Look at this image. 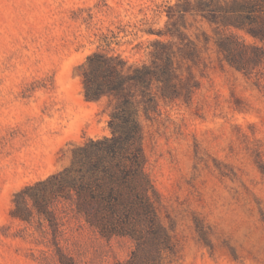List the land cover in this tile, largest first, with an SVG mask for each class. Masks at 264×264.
<instances>
[{
    "label": "rangeland",
    "instance_id": "1",
    "mask_svg": "<svg viewBox=\"0 0 264 264\" xmlns=\"http://www.w3.org/2000/svg\"><path fill=\"white\" fill-rule=\"evenodd\" d=\"M250 3L0 0V264H264V1ZM116 68L121 94L87 99L84 74ZM113 114L124 137L136 120L143 154L121 191L147 198H122L104 229L76 194L14 217L15 193L111 137Z\"/></svg>",
    "mask_w": 264,
    "mask_h": 264
},
{
    "label": "trees",
    "instance_id": "2",
    "mask_svg": "<svg viewBox=\"0 0 264 264\" xmlns=\"http://www.w3.org/2000/svg\"><path fill=\"white\" fill-rule=\"evenodd\" d=\"M256 1L257 3H250L248 8H258L261 0ZM262 18L264 20V16ZM255 35L264 39V26L258 28ZM96 56V53L90 55L87 63L92 62ZM101 62L108 64L109 57H102ZM101 73L98 74L96 71L84 74L87 99H100L111 93L121 94V73L117 68L111 74ZM99 77L103 80L99 81ZM97 80L98 82L94 85ZM119 115H112L113 135L111 137L91 139L79 147L81 151L75 152L71 165L15 193L13 201L18 203L20 199L25 207L13 208L12 215L27 219V215L31 217L38 214L42 217L43 214H53L50 209L51 199L76 194L79 211L87 213L96 211L104 229L108 218L121 214L122 198H126L130 203L134 201L142 203L148 196V186L145 184L133 183L131 187L134 193L132 194L126 191L125 195L121 191V183L125 186L124 188H130L132 179L136 178L139 181L145 174L142 150L139 147L132 148L131 142L137 139L138 124L133 118L126 119L129 132L124 137Z\"/></svg>",
    "mask_w": 264,
    "mask_h": 264
}]
</instances>
